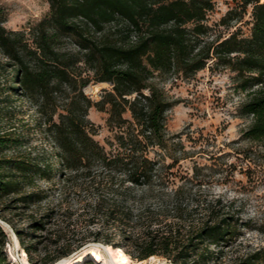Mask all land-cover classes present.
<instances>
[{"label":"trees","instance_id":"trees-1","mask_svg":"<svg viewBox=\"0 0 264 264\" xmlns=\"http://www.w3.org/2000/svg\"><path fill=\"white\" fill-rule=\"evenodd\" d=\"M233 1L215 25L209 22L215 0H48L49 14L30 32L9 30L0 15V66L15 72L7 94L0 93V199L16 194L14 202L36 204L44 198L38 177L59 172L69 186L93 191L85 210L90 225L98 226L97 243L122 251L125 246L109 234L120 228L134 245L128 253L139 260L162 255L176 264L222 262L241 220L210 205L191 206L181 197L182 186L169 189L172 168L184 157L167 126L166 114L177 102L158 80L187 79L209 66L235 72L249 95L241 107L252 116L245 135L264 146V0ZM250 5L252 33L223 35L218 26L242 20ZM64 35L78 49H61ZM27 53L39 57L33 67ZM93 82L112 87L94 101L85 92ZM19 90L17 96L36 107L35 124L19 105ZM94 106L109 115L105 144L90 118ZM34 127L54 151L38 142L30 147L27 132ZM32 226L40 230L45 223ZM7 239L0 224V264H10ZM73 250L69 242L62 245L51 262ZM228 264H264V249Z\"/></svg>","mask_w":264,"mask_h":264},{"label":"rangeland","instance_id":"rangeland-1","mask_svg":"<svg viewBox=\"0 0 264 264\" xmlns=\"http://www.w3.org/2000/svg\"><path fill=\"white\" fill-rule=\"evenodd\" d=\"M215 2V10L209 16V22L213 25L219 23L227 11L236 5L233 0ZM50 10L48 0H0V15L9 30L30 32L46 18ZM252 13L253 5H250L242 20H234L230 26H218V29L223 35L239 30L242 35L248 36L252 33ZM58 45L63 50L78 49L75 40L65 35ZM38 58L30 53L26 56L31 67L36 65ZM14 73L11 68L0 66V93L4 96L10 89ZM158 82L177 102L166 114L167 126L175 137L177 155L184 157L172 168L175 175L169 189L182 186L181 197L186 202L190 200L191 206L210 205V208L241 220L239 235L225 249L226 258L222 262L212 261L211 264H228L239 255L264 249V146L245 135L252 123V116L243 115L241 107L249 95L240 88L236 73L227 68L209 66L187 79L168 76ZM111 87L110 83L93 82L85 88V92L98 101L103 89ZM19 92L15 95H19ZM17 97L25 117L35 124L38 117L35 105L28 98ZM89 114L99 126L96 138L105 144L111 135L107 126L108 113L94 106ZM27 133L32 137L30 147L38 142L46 150L54 151V145L46 134L35 127ZM46 157L50 158L49 155ZM36 189L44 195L43 200L36 204L14 202L16 194L0 199V224L4 229L3 224L9 228V231L5 229L8 239L4 253L10 264H25L20 260L15 262L11 257V245L15 249L16 241L19 242V249L15 251L17 254L20 250L21 253L25 252L28 264L56 263L61 258L53 262L51 259L68 242L74 254L84 245L97 242L98 226L90 225L91 214L85 210L94 198L93 191L69 186L59 172H51L49 178L38 177ZM149 201L157 203L158 200ZM39 220L44 221L45 227L35 230L32 223ZM17 229L22 231V238L32 247L31 253L21 243ZM107 233L105 231L104 234ZM123 233L120 228L109 231L115 242L125 246L122 251L133 252V243H128ZM100 243H103L102 240ZM159 257L171 261L165 256ZM130 259L133 263L139 260L131 255ZM89 261L99 264L88 256L80 264Z\"/></svg>","mask_w":264,"mask_h":264},{"label":"bare ground","instance_id":"bare-ground-1","mask_svg":"<svg viewBox=\"0 0 264 264\" xmlns=\"http://www.w3.org/2000/svg\"><path fill=\"white\" fill-rule=\"evenodd\" d=\"M3 225L5 229H8L9 231L7 225ZM16 246L17 247L15 249H19L18 241H16ZM11 249V257L15 262L20 260L25 264H28V259L25 252L21 253L22 250H20L17 254L12 245ZM86 256L98 262L99 264H176L172 261L163 260L158 255H153L148 259L138 260L133 263L128 253H125L124 251L118 252L111 245H105L100 242H90L75 254L73 253L67 257H63L53 264H80L83 262V259Z\"/></svg>","mask_w":264,"mask_h":264},{"label":"water","instance_id":"water-1","mask_svg":"<svg viewBox=\"0 0 264 264\" xmlns=\"http://www.w3.org/2000/svg\"><path fill=\"white\" fill-rule=\"evenodd\" d=\"M86 245H87V244H86ZM86 245H84V246H86ZM84 246H83V247H84Z\"/></svg>","mask_w":264,"mask_h":264}]
</instances>
